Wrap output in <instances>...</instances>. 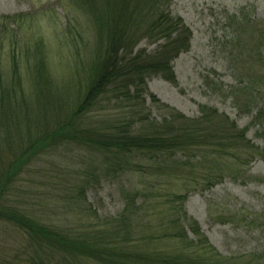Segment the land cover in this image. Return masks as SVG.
I'll list each match as a JSON object with an SVG mask.
<instances>
[{
	"label": "trees",
	"instance_id": "16d2710c",
	"mask_svg": "<svg viewBox=\"0 0 264 264\" xmlns=\"http://www.w3.org/2000/svg\"><path fill=\"white\" fill-rule=\"evenodd\" d=\"M72 2L76 8L67 14L64 31L56 33V52L65 51L75 62L62 78L52 72L54 49L45 39L20 47L10 30L19 19H0V227L21 239L12 259L0 253V264H13L17 257H25L23 264H237L220 256L188 217L186 193L159 183L172 178L183 181V188L190 181L208 188L223 178L222 160L233 159L240 169L264 157V149L227 116L202 109L191 120L148 92L153 77L175 82L172 64L189 50L190 29L166 10L169 0ZM78 13L92 24L88 39L75 24ZM238 25V34L252 29L257 36L252 58L260 74L249 75L247 85L232 93L239 108L250 112L264 95V24L242 18ZM143 39L157 48L138 49ZM151 105L166 114L161 122L152 117ZM256 119L264 132V106ZM69 146L86 154L79 164L84 169L64 197L78 210L72 212L78 220L64 227L44 222L24 206L23 179ZM199 166L198 176L193 171ZM232 169L235 177L239 170ZM151 171L156 182L122 190L118 215L100 217L88 204L86 190L101 178ZM170 241L177 245L174 254L160 248ZM242 264H264V254Z\"/></svg>",
	"mask_w": 264,
	"mask_h": 264
},
{
	"label": "rangeland",
	"instance_id": "374dc122",
	"mask_svg": "<svg viewBox=\"0 0 264 264\" xmlns=\"http://www.w3.org/2000/svg\"><path fill=\"white\" fill-rule=\"evenodd\" d=\"M72 1L0 0V19H19L10 30L15 31L17 40H21L20 47L27 41L32 43L42 37L54 49L50 53V65L57 78L66 76L67 67L75 65L73 56L70 58L65 51L56 52V33L64 31L67 14L76 8ZM164 7L173 17L181 18L190 29V48L173 61L175 82L160 76L153 77L147 82L148 92L161 104L191 120L199 118L202 109L215 110L227 116L240 130H246L247 139L253 145L264 149L263 128L256 119V112L264 106V95L250 112L241 110L232 96L240 84L247 85L249 75L260 74V65L252 58L257 53V36L251 33L252 29L241 34L236 30L242 18L263 27L264 0H169ZM77 16L80 18L75 24L88 39L93 28L89 17L85 13H78ZM239 40H242V49ZM157 46L143 39L137 48L151 52ZM151 112L158 122L166 117L156 106L151 105ZM79 150L72 146L59 150L46 157L37 169H32L33 173L23 179L26 190L24 206L34 210L46 223L67 227L78 220V216L72 213L78 210H72L67 203L69 198L64 197L66 189L73 185L72 178L81 172V155L86 152L81 151V154ZM196 162H200L199 155ZM234 162L230 158L222 160L221 169H224L221 172L224 176L208 188H201L200 181H190L183 188V181L172 178H161L159 183L166 190L186 193L185 211L188 217L198 223L203 235L220 256L242 264L264 254V228L260 227V224L264 225V157L255 158L249 166L244 165L240 169L235 168ZM229 169L239 172L232 177ZM193 173L199 176L200 166ZM156 176L151 171L150 176L130 172L118 177L101 178L87 188L88 204L100 217L116 216L124 208L122 190L143 189L156 182ZM146 181L150 182L146 184ZM1 229L0 253L12 259L13 252L21 245V239L16 238L10 229L5 232ZM189 236L195 239L190 233ZM160 244L166 253L174 254L177 250L174 242ZM11 261L23 264L25 257Z\"/></svg>",
	"mask_w": 264,
	"mask_h": 264
}]
</instances>
